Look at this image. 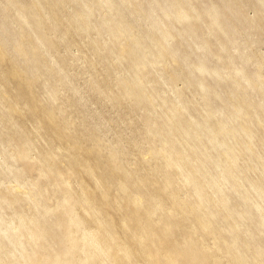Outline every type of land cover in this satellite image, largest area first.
<instances>
[{"label": "bare ground", "instance_id": "bare-ground-1", "mask_svg": "<svg viewBox=\"0 0 264 264\" xmlns=\"http://www.w3.org/2000/svg\"><path fill=\"white\" fill-rule=\"evenodd\" d=\"M129 1L31 0L29 10L14 12L15 22L26 31L19 38L18 55L37 77L52 78L57 71L59 91L69 76L59 67L62 57L55 53L47 61L42 57L46 47L49 51L47 45L50 51L55 49L57 44L51 39L57 36L72 42V34L94 32V22H99L100 30H109L108 39L92 42L93 57L111 74L124 67L126 74L119 80L124 97L144 105L142 133L151 146L149 156H141L140 163L149 168L148 174L161 175L158 183L150 182L156 193L147 192L150 184L123 166L121 156L124 160L127 150L112 147L105 153L100 148L86 160L76 146L77 137L65 133L60 123L50 119L42 124L38 114L48 115V110L38 102V80L34 84L29 75L7 66L10 61L4 52L9 53L12 42L2 43L0 69L11 70L7 80L21 96L11 103L9 94L0 90L6 94L2 96L5 102L0 100V151H5L6 143L18 148L14 135H25L21 115L15 116L10 107L17 111L16 106L32 104L38 110L30 116L33 137H48L49 148L41 154L42 160L54 162L56 152L51 148L57 137L54 148L75 160L81 171L65 166L68 176L62 177L59 166L43 165L36 172L56 177L53 202L59 208L55 210L43 204L31 215L16 210L7 219V210L13 209L9 207L16 199L0 191V264H264V58L255 62L244 43L248 37L257 44L264 33V0H144L138 15L160 33L158 39L136 33L124 20ZM66 5L71 13L64 18L61 11ZM119 5L125 9L116 13ZM101 7L107 9L105 17ZM248 7L254 8L253 17L244 12ZM156 8L163 15L160 21L154 15ZM205 19L208 24L204 26L201 20ZM68 23L71 28L66 29ZM5 26L0 22V27ZM177 32L183 40L175 39ZM8 35L9 31L0 34L1 41ZM30 39L35 44L30 45ZM157 55L186 67V83L197 88L202 110L194 102L180 100L173 74L167 84L171 95L146 88L144 77L151 74ZM94 81L95 89L108 84L107 79ZM43 85L46 91V80ZM58 93L47 90L43 101L55 102ZM19 111L24 112L23 108ZM97 142L104 145L102 139ZM33 145L29 139L18 149L23 166L35 172L27 161ZM15 162L13 155L5 154L0 168L6 177L16 176ZM75 174H86L94 189L81 184L73 190L68 179ZM38 189L30 205L45 199L46 194ZM14 192L27 194L22 183L15 185ZM148 198L152 201L143 205ZM166 215H175L180 222L174 224ZM32 222L35 227L30 226ZM177 227L178 238L168 245L164 240L173 237Z\"/></svg>", "mask_w": 264, "mask_h": 264}, {"label": "rangeland", "instance_id": "rangeland-1", "mask_svg": "<svg viewBox=\"0 0 264 264\" xmlns=\"http://www.w3.org/2000/svg\"><path fill=\"white\" fill-rule=\"evenodd\" d=\"M88 2L97 1V0H86ZM177 2V0H173ZM21 3V5L19 4ZM145 4L144 0H131L127 4V13L124 18L126 22L129 23L131 29H135L136 33L142 31L144 33L150 34L154 39H158L160 33L153 29L150 22L140 18L138 13L140 9H142V5ZM20 5V6H19ZM22 8L24 10H29L31 8V0H0V18L2 20L0 22H4L6 24L5 27H0V34H3L5 31H9V35L6 38L5 42L1 41L0 36V47L3 49L2 43H11V47L9 49V53L5 54V56L9 59L8 67L17 68L24 76L30 77L29 81H35L37 78L38 82L35 84L38 87V102H41L43 106L48 110V115H41L38 114V119L42 124L47 123L48 120L54 119L56 123H60L62 125V129L65 133L71 134L74 137H77L76 146L82 152L81 156L84 157L86 160L90 157L92 151L102 150L108 151L112 147H119L120 150L126 151V156L124 160L122 159V164L127 170L132 173L131 175L136 176L139 180H144L149 183V187L146 189L147 192L151 194H155V187L152 184H156L160 181L161 175L159 174H148L149 168L146 169V166H142L140 163V157H148L149 156V147L151 144L149 143V138L146 139L145 135H143V130L145 126L143 124L144 121V105H139L135 103L130 98H125L122 90L123 88L119 84V80L124 77L126 73L123 72V68H118L119 71H114L112 74L107 71L106 68L102 66L100 62L93 57V53L91 50L92 42L94 40H106L109 38L108 31L100 30L99 22H94L95 30L88 35L85 34H72V42H67L70 46L66 45V42L61 40L59 37L54 36L51 40L56 42V47L53 51L52 48L48 46L49 51L46 50L43 53V58L49 57V55L55 53L56 56H60L64 59L63 62L60 63V66L64 71L67 72L69 76L68 84L63 85L60 87L59 91L57 89V77L56 72H53L52 78H46V76L37 77L32 71L24 66L21 57L18 55V51L22 47V43L20 42L19 38L22 35L26 34V31L22 30V25L15 22L14 12ZM125 9L124 6L119 5L117 6L116 13H121ZM17 12V11H16ZM62 15L64 18L70 16L71 8L69 6H65L62 9ZM100 12L105 17L107 14V9L101 7ZM247 16L253 17L256 12L254 8L248 7L244 11ZM154 15L159 21L163 18L162 12L160 9L156 8L154 10ZM201 23L205 26L207 25V20H201ZM162 26L165 25V21L161 23ZM67 28H71V25L68 23L66 25ZM202 26L201 28L204 29L205 27ZM180 29V27H176ZM22 31V32H21ZM206 39L207 34L204 33ZM183 37L179 32L175 34V39H182ZM248 37H244V43L248 51L252 52V58L257 61H261L264 58V33L261 34L259 37V42L257 44L250 43L251 41L247 39ZM31 44H35L33 40H31ZM186 43L189 42V39L185 41ZM185 46V45H184ZM156 50V49H155ZM4 51V49H3ZM154 51V50H152ZM186 51V50H185ZM188 52H190L188 50ZM101 58V57H100ZM92 62V64H91ZM43 69V68H39ZM38 69V70H39ZM264 75V69L262 70ZM11 70L5 71V69H0V90L2 92H6L8 95L9 100L12 101L15 98H20L18 93H15L16 90L12 88L7 80V74L10 73ZM127 73L129 71L126 70ZM131 73V72H130ZM151 74L145 75V86L147 89L157 90L158 93H162L164 96H169L170 89H168L167 84L171 83L172 81L169 80V75L173 74V85L177 91L181 93V101H188L194 102L198 105V108L202 110L201 107L204 103L197 94V88L192 84L186 83V74L187 69L178 61H172L169 57L164 55H157L155 58V63L153 68L150 70ZM108 81V84L105 87L100 86V89L93 88V81ZM28 80V79H27ZM43 80H46V91H44ZM97 82V81H94ZM58 93L57 100L55 102L49 101L44 102L43 99L47 97V90H54L55 93ZM6 94H0V100L2 102L3 97ZM23 97V96H22ZM56 98V97H55ZM25 101L24 97L21 98ZM5 102V100H3ZM12 103V102H11ZM26 104V102H23ZM23 108L24 112H21ZM11 111L15 116H20L23 119L22 127L25 129V135L15 134L13 139L15 143L17 142V147L19 148L21 145H26V141L29 139L34 140V145L31 147L30 150V158L27 160L32 168H36L35 172L28 170V166H23L24 157L19 155V149L10 146L11 144H7L5 151H0V163H3L5 160V154L9 153V155H13L16 158L15 168L18 169V172H13L16 176L6 177V171L4 168H0V191L1 192H9L15 195L16 200L13 201L12 205L7 210V219H11L13 217L14 212L17 210L18 212L24 211L27 215L33 214L39 206L43 204H47L50 208L58 209L54 199L56 196L57 190L53 187L54 184L57 182L56 177L54 174H46L41 175L37 174L36 172L39 168H43V165L46 166H54L57 165L63 171L57 167L59 170L62 171V177L68 176L65 174V166L75 169L76 171H81L79 166L75 164V160H71L67 158L64 151L59 148H54L55 143H58L57 137H55V142L51 149H53L56 154L53 153L55 157L54 162L49 160L45 163L46 160H42L41 154L45 152L49 146H47L46 141L48 137H44V135L39 136L35 139L33 130L32 120L30 118L32 113L38 111L37 107L34 109V105L28 104L23 106H16L15 111L10 107ZM26 111V112H25ZM3 109L0 107V114L2 115ZM20 118V117H18ZM24 132L22 130H19ZM43 132V130H40ZM99 140L102 139L104 141V145L98 144ZM154 144L157 142L154 141V138H151ZM106 148V149H103ZM106 153V152H105ZM108 155V154H105ZM20 160V161H19ZM61 160V161H60ZM60 161V162H59ZM143 167V169L141 168ZM142 169V173L138 174L137 170ZM75 178H69L70 181L69 185L73 190H78L81 184L85 185L88 190L92 191L94 186L91 184V180L86 174H75ZM17 177V178H16ZM154 181V183H153ZM140 182V181H139ZM152 184H151V183ZM22 183L23 187L26 189L27 194H17L14 192L15 185ZM73 184V186H72ZM35 188H39L42 193L46 194L43 201H36V205H30V200L32 197H35L36 194L34 193ZM125 192V191H122ZM89 193V192H88ZM95 195L99 196L98 193L95 191ZM9 198H12L11 195H7ZM119 196L124 197L123 193H120ZM24 198L25 201L20 198ZM36 200L37 197H36ZM46 200V201H45ZM126 202H129V199L125 198ZM152 199H146L143 203H149ZM165 207L169 206V197L165 199ZM24 202V203H23ZM23 203L22 205H20ZM128 204V203H127ZM126 204V205H127ZM27 205L26 209H23L22 206ZM54 208V210H55ZM106 208L104 207V210ZM107 211L110 210L106 209ZM87 215V210H83ZM164 212L165 209H164ZM84 213V214H85ZM167 219L170 220L172 223L177 224L180 222V219L177 216H169L166 215ZM89 218V217H88ZM31 227L36 226V222H32L30 224ZM60 225V227H62ZM65 227V226H64ZM58 230V226L56 228ZM179 227L174 230V236L167 238L164 240L165 243L168 245L173 244L175 239L178 238V231ZM51 232H55L53 228H49ZM56 230V231H57ZM144 242H147L146 240ZM118 261V259H117Z\"/></svg>", "mask_w": 264, "mask_h": 264}]
</instances>
